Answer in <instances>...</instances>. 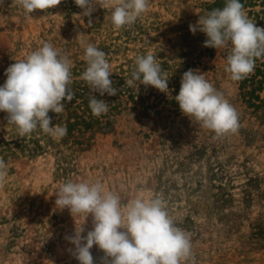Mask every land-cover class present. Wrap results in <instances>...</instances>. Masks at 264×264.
I'll use <instances>...</instances> for the list:
<instances>
[{
    "label": "rangeland",
    "instance_id": "rangeland-1",
    "mask_svg": "<svg viewBox=\"0 0 264 264\" xmlns=\"http://www.w3.org/2000/svg\"><path fill=\"white\" fill-rule=\"evenodd\" d=\"M67 2L27 15L4 0L0 85L15 60L44 42L67 55L71 69L92 44L106 53L112 75L131 74L135 57L150 52L165 63L166 93L180 89L184 72L198 70L235 108L239 127L217 137L181 111L172 113L176 105L158 101L165 92L154 88L144 100L154 111L148 117L138 118L139 107L132 111L127 104L112 131L98 132L67 151L47 147L59 138L40 130L20 137L7 113L0 112V158L7 164L0 184V264H79L67 251L73 245L65 237L82 223L86 235L92 217L84 221L56 207L55 192L68 180L101 181L123 201L162 196L177 226L190 234L194 264H264V121L242 102L238 85L225 72L229 49L204 47L206 35L189 30L213 0H149L148 11L119 30L110 21V6L96 4L91 16H84L81 9L69 12ZM248 10L256 26L264 28V6ZM52 120L56 125L58 115L53 113ZM24 138L39 140L46 150L30 158L28 152L15 149L11 155L2 149V142ZM91 252L99 264L103 252L95 245Z\"/></svg>",
    "mask_w": 264,
    "mask_h": 264
},
{
    "label": "clouds",
    "instance_id": "clouds-1",
    "mask_svg": "<svg viewBox=\"0 0 264 264\" xmlns=\"http://www.w3.org/2000/svg\"><path fill=\"white\" fill-rule=\"evenodd\" d=\"M4 0H0L2 5ZM27 15L35 10H48L62 0H12ZM84 16H91L94 5L112 8L110 21L117 30L131 26L149 9V0H74ZM91 25V21H89ZM189 30L206 35L204 47L229 49L225 72L238 82L254 72L257 59H264V28L249 18L241 0H225L222 8H213L199 15ZM83 59L87 67L80 79L90 89L89 108L95 117L106 114L109 103L94 95L115 96L118 89L110 79L111 64L106 53L92 44L85 48ZM135 67L126 84L135 82L151 86L161 92L168 90V76L157 56L152 53L135 57ZM71 61L50 43L15 60L6 70L7 77L0 85V112L7 113L9 124L15 126L20 137L37 130L63 138L66 126L52 125L49 112L58 116L65 111V103L74 99ZM175 101L181 113L195 119L217 137L235 133L239 116L235 108L198 70L184 72ZM7 176V164L0 158V184ZM58 209L67 208L71 215L92 217L91 230L80 224L74 234L65 239L73 247L67 251L79 264H94L91 252L97 246L103 252L99 264H194L190 234L177 226L169 214L166 201L156 195L145 198L136 195L123 201L121 196L105 189L101 181H73L62 183L55 192Z\"/></svg>",
    "mask_w": 264,
    "mask_h": 264
},
{
    "label": "trees",
    "instance_id": "trees-1",
    "mask_svg": "<svg viewBox=\"0 0 264 264\" xmlns=\"http://www.w3.org/2000/svg\"><path fill=\"white\" fill-rule=\"evenodd\" d=\"M66 0H62L63 3ZM66 8L69 12H75L80 10L76 6L74 0H67ZM241 3L244 5L245 10L252 9L258 4L264 6V0H241ZM225 4V0H213L212 3L208 5V11L213 8H222ZM254 14L252 10H248V15ZM262 24V23H261ZM264 25V24H262ZM205 40L207 39L206 36ZM208 52L211 49L207 50ZM74 68L71 69L73 83L70 85L71 90L74 93V99L71 102L65 103V111L58 116L59 120L56 122L60 123L67 128V135L63 138H59L58 142L49 141L47 147L60 148L65 147L66 150H71L74 146H82L90 140L91 136L98 132H107L112 131L114 125V119L121 112L123 107L125 108L127 104L130 105L129 110L134 111L139 107L137 114L138 118L148 117L149 112L153 111L152 106L145 105V99L150 95L154 90V87L144 86L140 84L139 88H135V82L132 86L126 84V80L130 78L131 74H113L110 79L113 81V86L119 91L115 96H100L99 93H95L97 99H103L109 103V110L106 114L101 115L100 117H95L92 115L89 108V98H90V89L87 86L86 82L80 79L82 72L86 69L87 64L85 60L77 62ZM163 69L165 63H160ZM164 71V70H163ZM238 85V90L240 91V96L242 102L252 110V114L255 118H259V121H264V59H257L255 64L254 72L249 75L247 78L236 82ZM148 95L146 96V93ZM179 93V88H171L168 93H163L158 95L156 98L158 101H163L164 103L175 104L176 110L172 113H177L180 111L177 107V102L175 101L176 94ZM168 96H172L168 98ZM168 101V102H167ZM126 109V108H125ZM154 112V111H153ZM152 114V113H151ZM49 116L53 118V113L50 111ZM54 121L52 120V124ZM89 136V137H88ZM11 144L14 145V148H11ZM29 144H32L30 148ZM2 149H5L8 153L11 152V155H15V149H18L20 152H28L30 158L35 157L44 150L45 147L41 146L39 140L31 139L25 140L22 139L19 142H2ZM14 151V152H12Z\"/></svg>",
    "mask_w": 264,
    "mask_h": 264
}]
</instances>
